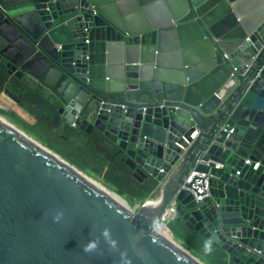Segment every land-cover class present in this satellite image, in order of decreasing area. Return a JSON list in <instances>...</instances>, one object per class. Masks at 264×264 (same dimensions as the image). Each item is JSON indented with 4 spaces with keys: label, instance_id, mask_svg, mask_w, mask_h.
Here are the masks:
<instances>
[{
    "label": "water",
    "instance_id": "water-1",
    "mask_svg": "<svg viewBox=\"0 0 264 264\" xmlns=\"http://www.w3.org/2000/svg\"><path fill=\"white\" fill-rule=\"evenodd\" d=\"M0 61L159 195L129 213L0 124V264H193L171 203L264 264V0H0Z\"/></svg>",
    "mask_w": 264,
    "mask_h": 264
},
{
    "label": "trees",
    "instance_id": "trees-1",
    "mask_svg": "<svg viewBox=\"0 0 264 264\" xmlns=\"http://www.w3.org/2000/svg\"><path fill=\"white\" fill-rule=\"evenodd\" d=\"M0 95L6 96L22 109L31 120L46 131H52L61 142L74 147L77 156L85 164L79 165L63 152L51 148L54 153L95 180L101 181L120 198L131 205L142 203L153 197L157 182L148 178L142 182L133 178L132 170L125 164L123 156L115 147L98 133L84 134L67 126L58 114L57 99L43 86L29 77H16L9 74L3 61H0ZM167 228L172 236L193 252L206 264H234L220 249L212 245V250H204L205 240L195 231L187 229L181 221H171Z\"/></svg>",
    "mask_w": 264,
    "mask_h": 264
},
{
    "label": "bare ground",
    "instance_id": "bare-ground-1",
    "mask_svg": "<svg viewBox=\"0 0 264 264\" xmlns=\"http://www.w3.org/2000/svg\"><path fill=\"white\" fill-rule=\"evenodd\" d=\"M0 124L3 125L5 128L19 136L21 139L38 149L40 152L45 154L46 156L50 157L54 161H56L58 164H60L62 167L66 168L70 172L74 173L78 177H80L83 181L88 183L90 186H92L94 189L108 197L110 200L124 208L126 211L129 213H135L137 209L141 206L142 203H136L135 206L133 205V209H129L127 206L125 200L120 198L116 193L112 192L105 186H103L100 182L90 178L87 176L85 173L82 171L78 170L76 167L72 166L70 163H68L66 160L61 158L59 155L51 151L49 148L46 146L42 145L39 141L36 139L32 138L31 136L27 135L24 133L22 130L14 126L12 123L7 121L4 117L0 116ZM159 196V195H158ZM155 199H149L153 200V202H149V205H157L158 201L157 198ZM166 226V225H165ZM161 224L157 229L156 233L159 234L161 237H163L166 241H168L173 247H175L180 253H182L186 258H188L193 264H206L204 263L200 258H198L193 252H191L187 247L182 245L181 242L176 240L172 234ZM167 227V226H166Z\"/></svg>",
    "mask_w": 264,
    "mask_h": 264
},
{
    "label": "rangeland",
    "instance_id": "rangeland-1",
    "mask_svg": "<svg viewBox=\"0 0 264 264\" xmlns=\"http://www.w3.org/2000/svg\"><path fill=\"white\" fill-rule=\"evenodd\" d=\"M0 116L4 117L7 121L12 123L14 126L22 130L27 135L39 141L42 145L46 146L51 151H53L51 148L55 150H60L61 152H63L62 155L68 158L71 157L70 159H73L74 161H76L78 165H79V162L80 163L82 162L83 164H85L83 159L76 155L74 147L69 145L67 142L65 143L61 142V140L57 138L56 134H54L52 131H46L39 125L35 124L31 120V118L22 109L16 106L12 101H10L4 95H0ZM60 157L62 158V156ZM96 181L100 182L103 186H105L98 179H96ZM111 191L114 192L113 190ZM157 196H158V191L156 190L153 197L150 199H155ZM122 199L125 200L129 209L132 210L133 205L135 206V203L131 205L126 199L124 198Z\"/></svg>",
    "mask_w": 264,
    "mask_h": 264
},
{
    "label": "built area",
    "instance_id": "built-area-1",
    "mask_svg": "<svg viewBox=\"0 0 264 264\" xmlns=\"http://www.w3.org/2000/svg\"><path fill=\"white\" fill-rule=\"evenodd\" d=\"M192 138L194 137L192 136ZM245 164H248V161H246ZM254 169H256V167ZM175 219H176V213H175L174 205L173 203H171L168 206L164 216L162 217V222L167 226L169 222L174 221Z\"/></svg>",
    "mask_w": 264,
    "mask_h": 264
},
{
    "label": "clouds",
    "instance_id": "clouds-1",
    "mask_svg": "<svg viewBox=\"0 0 264 264\" xmlns=\"http://www.w3.org/2000/svg\"><path fill=\"white\" fill-rule=\"evenodd\" d=\"M212 244H213V241L211 239L206 240L204 243V250L206 252H210L212 250Z\"/></svg>",
    "mask_w": 264,
    "mask_h": 264
},
{
    "label": "crops",
    "instance_id": "crops-1",
    "mask_svg": "<svg viewBox=\"0 0 264 264\" xmlns=\"http://www.w3.org/2000/svg\"><path fill=\"white\" fill-rule=\"evenodd\" d=\"M34 80V79H33ZM35 81V80H34Z\"/></svg>",
    "mask_w": 264,
    "mask_h": 264
}]
</instances>
